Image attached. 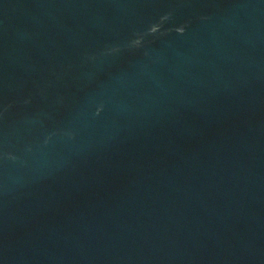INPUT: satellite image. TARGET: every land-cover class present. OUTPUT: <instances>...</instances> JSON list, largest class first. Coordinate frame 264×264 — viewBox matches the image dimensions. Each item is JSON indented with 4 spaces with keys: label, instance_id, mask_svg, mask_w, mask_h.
I'll list each match as a JSON object with an SVG mask.
<instances>
[{
    "label": "water",
    "instance_id": "95a60500",
    "mask_svg": "<svg viewBox=\"0 0 264 264\" xmlns=\"http://www.w3.org/2000/svg\"><path fill=\"white\" fill-rule=\"evenodd\" d=\"M0 264H264V0H0Z\"/></svg>",
    "mask_w": 264,
    "mask_h": 264
}]
</instances>
